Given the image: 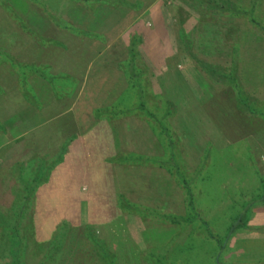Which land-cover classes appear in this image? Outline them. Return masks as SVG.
Returning <instances> with one entry per match:
<instances>
[{
    "label": "rangeland",
    "instance_id": "rangeland-1",
    "mask_svg": "<svg viewBox=\"0 0 264 264\" xmlns=\"http://www.w3.org/2000/svg\"><path fill=\"white\" fill-rule=\"evenodd\" d=\"M228 1L6 0L0 127L35 129L0 155V263L41 225L49 264H264L228 250L264 220V0Z\"/></svg>",
    "mask_w": 264,
    "mask_h": 264
},
{
    "label": "trees",
    "instance_id": "trees-1",
    "mask_svg": "<svg viewBox=\"0 0 264 264\" xmlns=\"http://www.w3.org/2000/svg\"><path fill=\"white\" fill-rule=\"evenodd\" d=\"M256 1L257 0H255L254 1V3H256ZM9 4L6 2V0L4 1V0H1L0 1V7L1 8H3L4 10H7V6H8ZM228 5L229 6H231V5H236V3L234 2V0H229L228 1ZM254 6L252 7V9H254V12H255V10H256V8H257V3L256 4H253ZM9 7H10V5H9ZM229 11V10H228ZM14 14H15V17H13L15 20H17L16 22H18V23H20V25L22 24V26H23V28L24 27H26L25 25L26 24H24L22 21V18L20 17V16H18L17 15V13L14 11ZM236 13H233V15H235ZM248 17H250L251 18V24H253V26H255V28L257 27H260V26H262L261 25V23H258V20H256L254 17H251V15L249 16V15H247V18ZM245 19V18H244ZM25 29H27V28H25ZM33 36V35H32ZM35 36V35H34ZM33 36V37H34ZM36 38V37H35ZM188 56L194 61V63L196 64V63H198V65H199V60H198V62H197V58H196V56L194 55V53H191V52H189L188 51ZM136 57V56H135ZM147 64V63H146ZM197 65V64H196ZM146 66V65H145ZM147 67V69L148 70H150V67L147 65L146 66ZM198 67V66H197ZM202 70H205L204 68L202 69ZM235 83V82H234ZM236 84V83H235ZM7 124H8V126L9 127H14L16 124H17V120L16 119H13V120H11V121H9V122H7ZM13 131H14V128H13V130L12 131H10L9 133L11 134V135H13ZM63 131L61 130L60 132H58L57 133V135L56 136H54L53 138L55 139V140H52V146L51 147H41V148H52V147H54V148H56V147H61V146H65L66 144H68V142L66 141L65 143H62L61 145H60V140L61 139H65V140H68L69 141V138L68 137H65L66 136V134L64 135V133H62ZM59 135V136H58ZM62 135H64V136H62ZM14 136V135H13ZM60 136H62V137H60ZM32 144V143H31ZM30 148H35L34 146H31ZM29 148V153H30V151H35L34 149H30ZM40 148V147H39ZM43 150V149H42ZM37 151V150H36ZM26 153V152H25ZM24 153V154H25ZM32 154H34L32 157L33 158H31L30 160H25L24 158H23V156H21L22 158H19V160L20 161H18L19 163H16V164H18V166H17V168L19 169V167H21L23 164L22 163H27V162H29V163H32V161H34V162H38V163H40V162H42L43 164H46V165H48L49 166V159L48 158H51L50 157V154H47V152L45 151V153L42 155V153L43 152H41V150H39L38 152H36V153H33V152H31ZM23 154V155H24ZM20 164H22V165H20ZM51 167H49V168H47L48 170L50 169ZM51 170V169H50ZM49 170V171H50ZM45 181V180H44ZM44 181H41L40 182V184L42 185V184H44L43 182ZM38 184V183H37ZM19 220V219H18ZM18 222V221H17ZM88 228H90L89 226L87 227V229ZM41 225H40V227H39V230H38V232H36L35 233V235L34 236H41ZM15 231L16 230H14V229H12V234L10 235L11 236V240H12V242L13 243H17V244H20V246H23V248L25 249V251L22 253V250H18L19 252H17V260H18V262L16 261V262H14L13 264H49V259H48V255H50V256H52V253H53V250H54V252H55V249H49V250H46V251H44V250H42V245H38L37 244V236H36V238L35 237H33V239H31V240H27V242L25 243L24 241H26V239H24V237H22V238H20L21 236H19V235H16L15 234ZM60 232V231H59ZM84 232H85V229H84ZM17 234H18V232H17ZM20 242V243H19ZM40 244V243H39ZM94 245L96 246V242L94 243ZM16 246V245H15ZM36 247H38L39 248V250L38 249H36ZM56 247H58L57 245H56ZM57 249V248H56ZM0 264H12V263H10L9 261L8 262H4V263H0Z\"/></svg>",
    "mask_w": 264,
    "mask_h": 264
},
{
    "label": "crops",
    "instance_id": "crops-1",
    "mask_svg": "<svg viewBox=\"0 0 264 264\" xmlns=\"http://www.w3.org/2000/svg\"><path fill=\"white\" fill-rule=\"evenodd\" d=\"M165 59H167L166 56H164L162 58L160 57V59L158 58L157 60L151 59L148 62L146 61V63H147L148 66H150L151 69H153L155 71H158L161 74H163V73L165 74L166 70L168 69L167 66L164 64ZM193 67L195 68V66H193ZM190 68H191V66H190ZM36 111L37 110H33V113L36 112ZM21 118L22 117H20V119H19L17 117V119H16L17 120V124L14 127H8V124H7V127H8L7 130H5V129L0 127V155H2L3 151L5 149H7L8 147H10V145L13 142L17 141L18 144H19V142L21 143L23 141V143H24L27 140L28 136L33 134L35 126H30L29 127V125H27V124H25V126H22V123H21L22 119ZM13 128H14V131H13V135L14 136L9 133L10 131L13 130ZM30 147H31V143L26 145L25 148H24L25 149L24 153L27 152V150H29ZM18 161H20V160H17V163H19ZM37 163L38 162L32 161V163L27 162L25 164L26 165H30V164H37ZM50 163H51V161L49 162V164ZM255 227L256 228L254 230L248 231L249 232L248 234H245V232H240V233L237 234V236H233V234L236 232L235 231V232L232 233V235H229L228 236V250L235 249L236 246H234V245L237 242H240L242 240L264 239V230H262V228H264V220L261 223L257 222V225H255ZM225 247L224 248L227 249V245ZM232 257L233 256L228 253V259H227L228 260V264H259V263H254V262L248 263L247 261H244V262L242 261V262L238 263L237 262L238 260L237 259L233 260Z\"/></svg>",
    "mask_w": 264,
    "mask_h": 264
}]
</instances>
